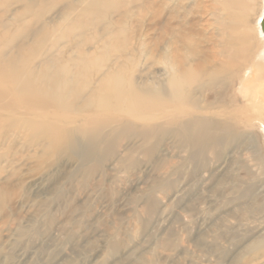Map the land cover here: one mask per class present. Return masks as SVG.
<instances>
[{"label": "bare ground", "instance_id": "bare-ground-1", "mask_svg": "<svg viewBox=\"0 0 264 264\" xmlns=\"http://www.w3.org/2000/svg\"><path fill=\"white\" fill-rule=\"evenodd\" d=\"M199 1L0 0V7L20 5L12 12L20 25L10 40L13 46L0 47V141L18 133L32 146L47 147L54 161L67 157L81 163L92 162L94 152L103 161L118 159V138L130 143L119 159L128 163H136V154L155 136H172L191 150L219 147L226 140L232 144L239 128L262 111L264 37L256 47L249 35L240 34L242 21L234 15L243 8L240 0H214L204 10L213 19L208 26L188 20L207 8L206 0ZM60 4L57 19L51 20L53 30H61L57 41L74 35V42L66 53L44 49L29 65L22 53L35 55L49 39L38 28L44 8L51 13ZM137 6L138 16L148 22L144 33L132 25ZM3 19L0 30L8 37ZM198 25L199 33L194 32ZM91 28L96 38L89 37ZM209 29L213 33L207 36ZM154 66L165 67L167 77H152ZM31 102L34 107L21 111ZM50 110L74 114L82 123L54 118ZM106 112L115 117L95 120ZM158 146L145 151L146 160L154 161ZM5 193L0 190V199ZM249 247L264 251V240Z\"/></svg>", "mask_w": 264, "mask_h": 264}, {"label": "rangeland", "instance_id": "rangeland-1", "mask_svg": "<svg viewBox=\"0 0 264 264\" xmlns=\"http://www.w3.org/2000/svg\"><path fill=\"white\" fill-rule=\"evenodd\" d=\"M240 1L243 8L232 15L242 21L240 34L257 47L264 37V0ZM10 4L0 7L10 27L8 37L0 30L1 48L13 46L10 40L20 26L12 13L20 5ZM213 4L206 0L207 8L188 20L208 26L213 19L205 11ZM62 7L51 13L44 8L38 28L49 39L35 55L22 53L29 65L44 49L66 53L74 42V35L57 41L61 30H53L51 20ZM139 10L134 8L131 23L144 33L148 22ZM88 35L96 38L92 28ZM150 70L152 77H167L163 66ZM34 106L23 105L21 111ZM260 110L232 144L226 140L219 147L191 150L172 136H155L136 154V163L119 161L130 147L122 138L115 140L118 159L103 161L94 152L92 162L81 163L67 157L54 161L47 147L11 134L0 141V190L8 192L0 199V264H264V251L249 247L264 240V104ZM75 116L58 111L52 117L82 123ZM114 117L106 112L95 120ZM76 143L83 152L81 136ZM156 144L154 161L146 160L145 151Z\"/></svg>", "mask_w": 264, "mask_h": 264}, {"label": "water", "instance_id": "water-1", "mask_svg": "<svg viewBox=\"0 0 264 264\" xmlns=\"http://www.w3.org/2000/svg\"><path fill=\"white\" fill-rule=\"evenodd\" d=\"M261 29H262V32L264 33V19H263L262 24H261Z\"/></svg>", "mask_w": 264, "mask_h": 264}]
</instances>
